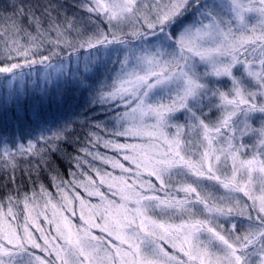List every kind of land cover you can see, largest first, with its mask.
I'll return each mask as SVG.
<instances>
[{"label": "snow or ice", "instance_id": "snow-or-ice-1", "mask_svg": "<svg viewBox=\"0 0 264 264\" xmlns=\"http://www.w3.org/2000/svg\"><path fill=\"white\" fill-rule=\"evenodd\" d=\"M73 8H0V107L35 102L0 173L48 172L0 196V264H264V0Z\"/></svg>", "mask_w": 264, "mask_h": 264}, {"label": "trees", "instance_id": "trees-1", "mask_svg": "<svg viewBox=\"0 0 264 264\" xmlns=\"http://www.w3.org/2000/svg\"><path fill=\"white\" fill-rule=\"evenodd\" d=\"M11 0H0V8H2L4 5L9 4ZM29 0H24V3H28ZM33 3H35V0H32ZM62 3H64L65 7L69 9L67 15L71 16L73 11H76L75 8H73V5L78 2V0H61ZM8 12H11L12 9L8 8ZM23 24L25 27L28 25L27 17L24 18ZM35 103L33 100L24 99L21 103V110L14 109L12 105H10V116L6 115V112L4 110L0 111V134H2L4 131L10 129V138L12 136L20 134L22 131L23 133H26L29 130V125H31V120L27 115L23 117V119H18V113L23 112L27 109H30ZM83 100L81 97H70L67 102L60 108L57 109L55 105H53L51 108H45V112L50 116V118L54 119V114L59 113H68L71 114L72 112H79L81 111L80 105H82ZM58 111V112H57ZM3 121L4 123H1ZM8 126L10 128L1 129L2 126ZM75 136V133L73 134ZM67 147V150L69 152L73 151V148L70 146ZM36 162L35 161H27V160H21L19 162V168L16 172V182L13 184L8 180V176L11 175L9 172L8 174L0 173V196L5 195L9 191H15L17 188L21 192L28 191L33 187V181H36L37 183L39 180H43L45 183H48L47 171H42L39 176V180L37 179V174L35 170L33 169L31 178H29L28 173L25 171L26 169L32 167ZM52 166H58L59 170L61 172L67 171V163L64 160H61L59 158V155H56L53 157V163ZM51 167V166H50Z\"/></svg>", "mask_w": 264, "mask_h": 264}, {"label": "rangeland", "instance_id": "rangeland-1", "mask_svg": "<svg viewBox=\"0 0 264 264\" xmlns=\"http://www.w3.org/2000/svg\"><path fill=\"white\" fill-rule=\"evenodd\" d=\"M30 100V99H29ZM83 100V99H82ZM22 103V102H21ZM13 107H14V109H19V110H21V105H20V107L19 108H17V106L16 105H12ZM2 110H4L5 112H6V115L7 116H10V106H8L7 108H3V107H0V111H2ZM58 112V111H57ZM58 115H59V113H58ZM56 116H57V114H54V118H56ZM1 123H4L3 121H1ZM5 128H10V127H8V126H2L1 127V129H5ZM24 133H23V131L20 133V134H18V135H15V136H12V137H16L17 139L21 136V135H23ZM0 135H2V136H7V137H9L10 138V129L9 130H6V131H4L2 134H0Z\"/></svg>", "mask_w": 264, "mask_h": 264}]
</instances>
